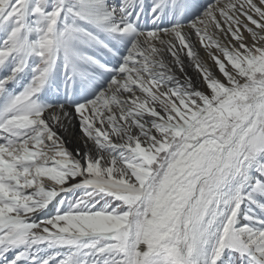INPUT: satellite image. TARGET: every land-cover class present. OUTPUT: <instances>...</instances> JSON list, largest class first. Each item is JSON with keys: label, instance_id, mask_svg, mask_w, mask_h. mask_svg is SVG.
I'll return each instance as SVG.
<instances>
[{"label": "snow or ice", "instance_id": "1", "mask_svg": "<svg viewBox=\"0 0 264 264\" xmlns=\"http://www.w3.org/2000/svg\"><path fill=\"white\" fill-rule=\"evenodd\" d=\"M0 264H264V0H0Z\"/></svg>", "mask_w": 264, "mask_h": 264}, {"label": "bare ground", "instance_id": "2", "mask_svg": "<svg viewBox=\"0 0 264 264\" xmlns=\"http://www.w3.org/2000/svg\"><path fill=\"white\" fill-rule=\"evenodd\" d=\"M201 55H202L206 60L208 59L207 56L204 54V52H203L202 50H201ZM189 74L194 76V73L192 72L191 69L189 70ZM69 139H71V138L69 137ZM71 147H73V145H72V144H69V148H71Z\"/></svg>", "mask_w": 264, "mask_h": 264}]
</instances>
